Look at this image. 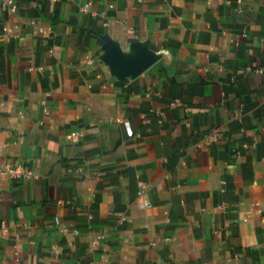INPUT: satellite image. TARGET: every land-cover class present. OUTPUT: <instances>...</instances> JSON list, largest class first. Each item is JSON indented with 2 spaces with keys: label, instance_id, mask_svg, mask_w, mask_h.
<instances>
[{
  "label": "crops",
  "instance_id": "0c3cea01",
  "mask_svg": "<svg viewBox=\"0 0 264 264\" xmlns=\"http://www.w3.org/2000/svg\"><path fill=\"white\" fill-rule=\"evenodd\" d=\"M0 264H264V0H0Z\"/></svg>",
  "mask_w": 264,
  "mask_h": 264
},
{
  "label": "built area",
  "instance_id": "2783aa9c",
  "mask_svg": "<svg viewBox=\"0 0 264 264\" xmlns=\"http://www.w3.org/2000/svg\"><path fill=\"white\" fill-rule=\"evenodd\" d=\"M76 135V134H73ZM9 168L7 169V173L13 175V176H31L33 174V172L28 171V172H24V173H18L16 172L12 167L8 166Z\"/></svg>",
  "mask_w": 264,
  "mask_h": 264
},
{
  "label": "water",
  "instance_id": "95a60500",
  "mask_svg": "<svg viewBox=\"0 0 264 264\" xmlns=\"http://www.w3.org/2000/svg\"><path fill=\"white\" fill-rule=\"evenodd\" d=\"M123 67L126 68V69H129V70H133V71H136L137 69H140L139 65H131V64L125 65Z\"/></svg>",
  "mask_w": 264,
  "mask_h": 264
}]
</instances>
